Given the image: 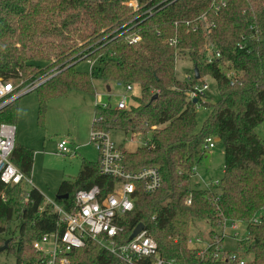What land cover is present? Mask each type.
I'll return each mask as SVG.
<instances>
[{"label":"trees","instance_id":"trees-1","mask_svg":"<svg viewBox=\"0 0 264 264\" xmlns=\"http://www.w3.org/2000/svg\"><path fill=\"white\" fill-rule=\"evenodd\" d=\"M131 35L141 41L128 45ZM207 44L220 55L211 63L202 52ZM186 52L199 78L181 82L175 62ZM82 62L92 64L89 73L76 69ZM225 64L234 76L223 71ZM206 76L216 82L219 98L193 103L188 94ZM97 78L137 86L140 96L130 111L95 106L100 120L92 128L132 133L156 127L146 145L124 150L125 164L129 171L157 167L162 185L153 194L136 192L133 211L118 221V240L129 241L142 224L166 260L239 264L237 251L233 261L214 257L223 222L239 221L247 231L240 251L251 257L244 264H264V141L255 132L264 123V0H0V80L22 86L45 80L35 90L40 117L51 97L71 90L95 97ZM19 98L0 107V124L14 123ZM198 106L209 114L196 129ZM209 137L223 143L224 171L217 185L200 188L191 182L192 169ZM33 156L15 148L11 159L30 176ZM114 183L99 175L98 163L83 160L76 178L59 186L58 195L68 198L56 201L67 203L93 186L105 195ZM43 200L33 188L24 205L20 187L0 183V247L8 241L0 254L11 253L15 264H48L33 248L57 225L55 214L39 211ZM193 220L208 221L215 242L203 255L187 245ZM66 258L68 264H125L91 240Z\"/></svg>","mask_w":264,"mask_h":264},{"label":"built area","instance_id":"built-area-1","mask_svg":"<svg viewBox=\"0 0 264 264\" xmlns=\"http://www.w3.org/2000/svg\"><path fill=\"white\" fill-rule=\"evenodd\" d=\"M140 41V37L136 35H131L127 39L128 45H135ZM175 43L174 40L169 42L170 45ZM219 56L218 52H213L212 55L207 56V62L211 63L214 57L218 58ZM191 78L193 75L188 76L186 80ZM43 82L45 80L22 86V82L14 84V81L4 82L0 80V107H4L23 95L34 92ZM115 85L123 88L126 93L133 89L132 85L122 82H115ZM207 89V84H196L188 96L191 100L203 99ZM100 102L101 100L98 98L95 106L101 108L108 106V104L103 105ZM127 103L128 99L122 95L114 107L112 105L110 107L122 111L128 109ZM99 120L100 118L95 116L93 122L96 124ZM15 134L16 128L13 124H0V183L4 187H20L21 203L25 205L28 202L30 191H25L23 186L31 185V180L11 159L16 148ZM90 142L98 154L99 175L115 181L112 190L103 195L98 186H93L90 189L76 191L67 203H58L56 200L51 201L49 199L43 200L39 211L47 209L55 214L57 225L53 232L45 233L39 240L35 241L33 248L47 258L48 264H55L56 262L68 264L66 255L73 249L84 247L85 243L91 240L125 264H140L145 259H148L150 264H178L174 260L162 258L159 255L156 241L148 236L144 230L125 243L118 240L122 232V228L118 225L119 219L133 211L137 191L149 195L161 187L160 170L157 167L147 166L136 171H129L125 164L124 150L115 145L108 130H101L96 125L91 130ZM146 144L147 142L144 145ZM215 144V137L207 138L204 145L206 152L215 148ZM57 150L63 155H69L76 151L68 147L65 140H61L57 144ZM192 175H196V167L192 169ZM1 200L5 201L3 195H1ZM242 227L246 229L245 224L239 221L223 222L219 230L221 245L218 243L215 247L214 257L216 259L222 262L235 259L234 252L222 251L223 239L226 235L224 232L226 228H229L230 231L234 232L233 237L236 238ZM214 243L211 237L204 240L199 236H189L187 239L188 247L198 250L201 255L206 253ZM244 263V261H240L239 264Z\"/></svg>","mask_w":264,"mask_h":264},{"label":"rangeland","instance_id":"rangeland-1","mask_svg":"<svg viewBox=\"0 0 264 264\" xmlns=\"http://www.w3.org/2000/svg\"><path fill=\"white\" fill-rule=\"evenodd\" d=\"M132 5L135 6L134 3ZM202 52L205 54L204 57L207 58L208 55L213 54L214 50L211 45L207 44L202 48ZM90 64L82 62L76 69L80 72L89 73L92 67H90ZM38 65L44 67L46 64L42 62ZM227 66L229 64L223 66V71L230 77L234 76L236 74L235 70L233 68L227 70ZM195 71L197 70L193 68L187 52L185 55H177L175 74L179 81H186V78L194 75ZM199 81V84H207L208 86L203 99L210 102L217 101L219 94L216 82L210 76L202 77ZM18 83V81L14 82V84ZM93 85L95 97L71 90L66 95L49 98L46 101L42 117L39 115V102L36 91L19 98L18 112L13 123L16 128L15 145L16 148L30 149L34 154L29 176L31 185L23 186L25 191H30L33 188L37 189L43 195L44 200L54 201L58 195L60 184L63 181H73L76 178L83 160L92 163L97 161L95 147L90 142V133L95 118L94 107L98 98H100L101 104L106 105L109 103L108 105L114 107L116 101L123 95L128 99V109L126 110L130 111L137 107V102L134 99L140 96L139 87L132 85L134 86L132 91L126 93L123 88L117 87L113 81L105 82L99 78L93 80ZM107 87L110 88V91H107ZM208 114L209 110L207 108H197L196 129L200 128ZM154 129L156 127H151L149 131L138 130L132 133L110 130L109 134L115 145L127 152L143 147L145 142L151 139V132ZM255 132L264 141V123L258 125ZM61 140L67 141L68 147L76 151L69 155L60 154L57 150V144ZM195 167L196 175H192V184L200 188L210 187V185L214 187L222 178L224 171L223 143L216 141L215 148L206 152ZM15 225L16 222L12 224V227ZM209 230L208 221L193 220L189 236H199L204 240H208L210 239ZM224 233L226 235L223 239L222 251H237L241 261L250 262L251 257L242 256L240 251V244L244 242L247 236L245 227H242L236 238L233 237L234 232L230 231L229 228H226ZM9 234H11L10 230ZM4 237L8 239V236ZM5 243L6 241L3 246ZM0 263L15 264V258L11 253L4 252L0 254Z\"/></svg>","mask_w":264,"mask_h":264},{"label":"water","instance_id":"water-1","mask_svg":"<svg viewBox=\"0 0 264 264\" xmlns=\"http://www.w3.org/2000/svg\"><path fill=\"white\" fill-rule=\"evenodd\" d=\"M194 74H195V78L198 79L199 78L198 71H195ZM107 91H110L109 87H107ZM196 102H197L196 99H194L193 103H196ZM67 198H68V195H63V196L57 195L56 196V200H64V199H67ZM143 230H144V226L142 224H138L136 226V228L133 230V232H132V234L130 236V240L135 238L137 235H139ZM6 246H7V241H6L4 246L0 247V252H2L6 248Z\"/></svg>","mask_w":264,"mask_h":264},{"label":"crops","instance_id":"crops-1","mask_svg":"<svg viewBox=\"0 0 264 264\" xmlns=\"http://www.w3.org/2000/svg\"><path fill=\"white\" fill-rule=\"evenodd\" d=\"M92 65L90 64V67H91ZM115 83V82H114ZM216 141H220L219 140V138H216ZM96 154H97V152H96ZM95 163H98V154H97V161L95 162ZM207 187V186H206ZM56 200V199H55ZM256 219L258 220V216L256 217ZM219 231V230H218ZM219 233V232H218ZM234 252V251H233Z\"/></svg>","mask_w":264,"mask_h":264}]
</instances>
